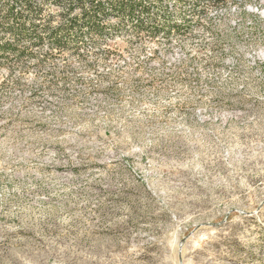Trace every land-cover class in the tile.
I'll use <instances>...</instances> for the list:
<instances>
[{"label":"rangeland","instance_id":"obj_1","mask_svg":"<svg viewBox=\"0 0 264 264\" xmlns=\"http://www.w3.org/2000/svg\"><path fill=\"white\" fill-rule=\"evenodd\" d=\"M33 1L0 0V264H264V0Z\"/></svg>","mask_w":264,"mask_h":264},{"label":"trees","instance_id":"obj_2","mask_svg":"<svg viewBox=\"0 0 264 264\" xmlns=\"http://www.w3.org/2000/svg\"><path fill=\"white\" fill-rule=\"evenodd\" d=\"M79 5H82L86 0H77ZM90 2V6L91 8H93L94 10L96 9L95 13H99L102 14L103 10V1L102 0H87ZM120 0H113L114 2V8L121 10L122 12L124 11H129V12H133L137 3H120ZM214 1H218V2H222V0H214ZM12 7L8 9V17H14L15 18V14H14V7H21L22 9H25L29 12L30 15H34V11H35V3L33 0H12ZM83 16H86L84 13H82ZM23 20V19H22ZM26 21H31L33 22L32 19H26ZM95 24H98L97 22ZM64 30V29H63ZM66 31H70V30H66ZM97 31H100V29L98 28ZM12 32L14 33L15 36L22 34L23 29L17 30V29H12ZM38 40H40L38 38Z\"/></svg>","mask_w":264,"mask_h":264}]
</instances>
